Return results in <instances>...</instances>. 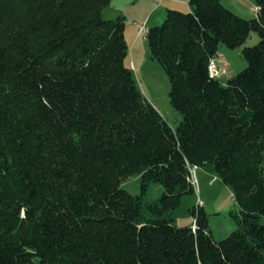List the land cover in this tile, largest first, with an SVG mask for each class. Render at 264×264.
<instances>
[{"label":"trees","instance_id":"1","mask_svg":"<svg viewBox=\"0 0 264 264\" xmlns=\"http://www.w3.org/2000/svg\"><path fill=\"white\" fill-rule=\"evenodd\" d=\"M109 0H0V264H264V0L244 19L188 0L145 30L169 79L171 127L128 66ZM245 68L208 76L224 44ZM215 174L236 206L220 240L196 205L175 225L188 167ZM140 175L141 193L120 183ZM150 183L160 197L146 201Z\"/></svg>","mask_w":264,"mask_h":264},{"label":"rangeland","instance_id":"2","mask_svg":"<svg viewBox=\"0 0 264 264\" xmlns=\"http://www.w3.org/2000/svg\"><path fill=\"white\" fill-rule=\"evenodd\" d=\"M110 3L100 13L105 20L115 19L122 15L124 18V40L128 44L127 65L131 67L140 92L146 97L158 112L166 119L171 127H176L180 121L179 114L169 104L170 84L161 65L149 56L146 40L143 33H138L139 25L145 30L162 23L165 10L176 9L188 12V0H109ZM221 4L228 10L244 19H251L256 14L254 0H221ZM248 38L241 47L229 48L224 44L217 47L213 57L222 66L225 72L218 76V82L226 84L229 77L234 76L246 66L241 56L242 47L257 44L258 35L255 32L248 34ZM264 172V169H263ZM196 187L193 193L184 194L173 214L172 222L177 226L191 223V210L198 201L200 208L207 216L208 230L216 241L226 238L235 230L236 224L232 214H237L239 207L226 187L215 174L207 173L203 168L195 170ZM140 175H133L124 179L120 186L131 195L141 193ZM162 187L158 183H150L144 193L146 201L158 199ZM264 225V217H261Z\"/></svg>","mask_w":264,"mask_h":264},{"label":"built area","instance_id":"3","mask_svg":"<svg viewBox=\"0 0 264 264\" xmlns=\"http://www.w3.org/2000/svg\"><path fill=\"white\" fill-rule=\"evenodd\" d=\"M138 33L145 34V28L142 25H139L138 27ZM208 76L211 78H218L220 74H223L225 70H223L222 66L218 62H216L215 58H211L210 61H208ZM189 173H190V182L193 186V188L196 187V178H195V166L188 167ZM201 202L198 201V206H200Z\"/></svg>","mask_w":264,"mask_h":264}]
</instances>
